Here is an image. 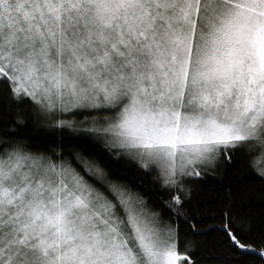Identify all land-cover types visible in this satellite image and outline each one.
Masks as SVG:
<instances>
[{"label":"snow or ice","instance_id":"6c2138e0","mask_svg":"<svg viewBox=\"0 0 264 264\" xmlns=\"http://www.w3.org/2000/svg\"><path fill=\"white\" fill-rule=\"evenodd\" d=\"M0 264H264V0H0Z\"/></svg>","mask_w":264,"mask_h":264},{"label":"trees","instance_id":"16d2710c","mask_svg":"<svg viewBox=\"0 0 264 264\" xmlns=\"http://www.w3.org/2000/svg\"><path fill=\"white\" fill-rule=\"evenodd\" d=\"M180 248H181V250H182L183 246L181 245Z\"/></svg>","mask_w":264,"mask_h":264}]
</instances>
